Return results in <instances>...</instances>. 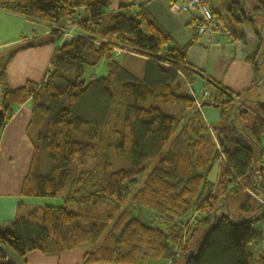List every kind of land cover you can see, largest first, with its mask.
<instances>
[{
    "label": "trees",
    "instance_id": "16d2710c",
    "mask_svg": "<svg viewBox=\"0 0 264 264\" xmlns=\"http://www.w3.org/2000/svg\"><path fill=\"white\" fill-rule=\"evenodd\" d=\"M121 1L109 14V0H0V10L48 26L51 41L74 33L54 51L40 83L7 86L5 68L15 51L0 66V134L26 103L36 131L33 137L27 130L33 153L20 197L64 195L62 206L43 205L0 226V264H12L7 248L25 258L83 246L89 250L82 264H264V249L254 250L264 223V98H258L264 96V0L225 1L231 29L210 7L230 36L242 41L237 25L247 21L257 38L246 57L254 79L240 93L189 65L195 30L179 47L142 6ZM123 55L144 62L142 79L122 67ZM101 63L105 75L86 80L87 69ZM194 74L212 87L199 107L219 111L215 125L204 122L186 91ZM156 100L179 111L166 113ZM106 131L108 147L128 157L127 168L114 171L98 154ZM88 158L95 167L81 169ZM230 202L237 205L234 216ZM108 203L111 209L101 212Z\"/></svg>",
    "mask_w": 264,
    "mask_h": 264
},
{
    "label": "crops",
    "instance_id": "0c3cea01",
    "mask_svg": "<svg viewBox=\"0 0 264 264\" xmlns=\"http://www.w3.org/2000/svg\"><path fill=\"white\" fill-rule=\"evenodd\" d=\"M174 1L176 0H133L134 8L142 6L171 36L176 45L183 47L193 37L194 27L191 15L173 13L170 10ZM109 2L108 13H116L122 1L109 0ZM222 4L223 2L219 0L218 8L216 5L213 7L219 12L217 17L220 23L225 28L231 29L227 24L226 12ZM79 13L83 15L81 10ZM18 21L19 24L21 23L20 26L15 25ZM237 30L243 36L242 41L230 36L226 29L221 28L220 31L197 36L196 42L187 50L188 63L194 70L234 93L249 89L254 79V68L246 61V57L258 46L257 38L249 22L245 21L237 25ZM7 34L9 35L4 40ZM50 34L51 29L48 26L0 10V51L9 47H13L12 50L15 51L9 60L8 57L1 56L0 52V66L8 60L5 78L10 89L19 88L27 81L36 83L39 82L38 80L40 82L43 80L54 51L65 40L61 37L51 41ZM10 36H12L11 39ZM32 40L37 42L31 43ZM13 61L19 65V74L16 79L11 80L9 73ZM192 79L191 84H186L187 93L196 100L204 122L208 126L217 124L220 117L217 109L199 107V104L201 105L212 94V87L197 74H194ZM31 117L29 103L17 107L0 134V226L11 223L16 218L44 205L43 199L20 197L21 184L29 170L33 153L32 145L27 137V130L29 133L31 130L29 127ZM218 171L217 163L209 177L212 183L216 182ZM261 230V244L254 247V250L264 249V223L261 225ZM88 250L87 247L78 248L50 255L33 252L25 258H20L6 250V257L12 264H82L83 256Z\"/></svg>",
    "mask_w": 264,
    "mask_h": 264
},
{
    "label": "rangeland",
    "instance_id": "374dc122",
    "mask_svg": "<svg viewBox=\"0 0 264 264\" xmlns=\"http://www.w3.org/2000/svg\"><path fill=\"white\" fill-rule=\"evenodd\" d=\"M211 1H212V7L215 5L217 7L219 0H211ZM225 1H227V0H220V2H223V3ZM220 8H222V7H220ZM20 24H19V21H18V23H15L16 26H20ZM8 35L9 34H7L6 37H4V40L8 37ZM18 36H19V34H18ZM11 37L12 36H10V39H11ZM10 39H9V41H11ZM63 39H65V37ZM33 42H37V41L32 40L31 43H33ZM12 49H13V47H9L7 49L1 50L0 51L1 56L8 57L10 54V51H13ZM120 63L122 64V67L126 71H128L131 75H133L137 79H142L143 74H144V69H143L144 68V62L139 57H135L133 55H127V56L123 55L122 59L120 60ZM18 66L19 65L16 63V61H13L12 65L10 67V73H9L11 80H14L17 78V75L19 74ZM104 75H105V66L103 63H101L96 68L87 69V72H86L84 78L86 80H88L90 78L96 79V78L102 77ZM38 81L40 82V80H38ZM39 82H36V83H39ZM258 98L263 99L264 96L261 94V95H259ZM149 105H150V103H147L146 106H149ZM154 106L158 107L160 110H162L166 113H176L179 111V108L177 106L171 107L169 105H165L164 103H162L161 100H156L154 102ZM30 134L33 137L36 136V131L34 128L30 130ZM101 137H102V139L98 142V146L100 147L98 154L103 155L104 158H107L111 162V165H112L114 171H116L118 169H122V168H127L129 166V163H130L128 157L126 155L119 154L116 151H114L112 148L108 147V146H110V144H112L111 133L109 131H106V132H104V134H102ZM95 163H96V161L94 159L88 158L84 162V164L81 165V169H85V170L93 169L95 167ZM40 165H41V172L46 171V168L48 167V161H47L46 157L44 156V154H41V156H40ZM63 196L64 195L56 196L54 198H52V197L44 198L43 199L44 205L62 206L63 201H62L61 197H63ZM232 198H233V196H232ZM230 199H231V197H230ZM229 205H230L231 211H232L231 215L234 216V214L237 210V207H236L237 205L233 202H230ZM111 207H112L111 204L108 203L106 206L100 207L99 210L101 212H104V211L110 210ZM67 209L68 210H74L75 208L73 206H68ZM82 248H86V246H83ZM7 250L9 251V253L15 254L9 248H7Z\"/></svg>",
    "mask_w": 264,
    "mask_h": 264
},
{
    "label": "built area",
    "instance_id": "2783aa9c",
    "mask_svg": "<svg viewBox=\"0 0 264 264\" xmlns=\"http://www.w3.org/2000/svg\"><path fill=\"white\" fill-rule=\"evenodd\" d=\"M210 7V0H176L171 4L170 10L173 13L191 15L196 36H202L221 30V26L213 19ZM73 35L72 30H69L65 37Z\"/></svg>",
    "mask_w": 264,
    "mask_h": 264
},
{
    "label": "water",
    "instance_id": "95a60500",
    "mask_svg": "<svg viewBox=\"0 0 264 264\" xmlns=\"http://www.w3.org/2000/svg\"><path fill=\"white\" fill-rule=\"evenodd\" d=\"M2 117V111L0 110V118Z\"/></svg>",
    "mask_w": 264,
    "mask_h": 264
}]
</instances>
